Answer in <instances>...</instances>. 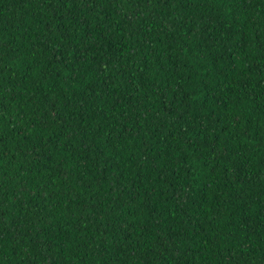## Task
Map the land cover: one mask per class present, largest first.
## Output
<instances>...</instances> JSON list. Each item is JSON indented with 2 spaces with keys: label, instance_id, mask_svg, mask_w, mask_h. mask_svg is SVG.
Returning a JSON list of instances; mask_svg holds the SVG:
<instances>
[{
  "label": "trees",
  "instance_id": "1",
  "mask_svg": "<svg viewBox=\"0 0 264 264\" xmlns=\"http://www.w3.org/2000/svg\"><path fill=\"white\" fill-rule=\"evenodd\" d=\"M0 264H264V0H0Z\"/></svg>",
  "mask_w": 264,
  "mask_h": 264
}]
</instances>
